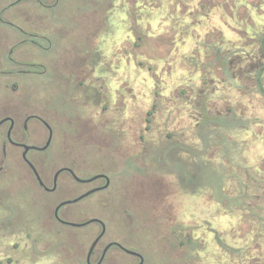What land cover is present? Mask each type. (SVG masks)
<instances>
[{
    "label": "rangeland",
    "instance_id": "1",
    "mask_svg": "<svg viewBox=\"0 0 264 264\" xmlns=\"http://www.w3.org/2000/svg\"><path fill=\"white\" fill-rule=\"evenodd\" d=\"M11 2L0 0V13L17 15L13 24L23 28L46 26L40 42L48 47L27 45L28 58L45 72L15 73L20 94L0 89L6 98L0 112L23 102L48 105L52 142L29 153L46 171L47 185L63 165L78 177H109L106 188L68 206L79 214L70 220L100 217L107 236L141 244L147 264H264V98L254 90L250 66L259 60L264 0ZM4 32L23 36L0 21V70L13 67ZM62 80L70 86L68 99ZM203 96L207 112L240 117L244 127L199 125ZM79 116L86 118L81 124ZM198 162L211 186H219L222 175L225 217L210 206L217 196L206 181L193 184L195 195L186 200L184 185L200 175ZM0 166V264H82L99 226L62 224L52 213L58 200L103 180L78 183L62 171L56 189L44 192L19 153L0 154ZM125 207L134 214L131 224ZM211 217L227 229L224 263L206 240ZM192 231L191 242L178 245ZM155 233L176 252L162 254Z\"/></svg>",
    "mask_w": 264,
    "mask_h": 264
},
{
    "label": "flooded vegetation",
    "instance_id": "2",
    "mask_svg": "<svg viewBox=\"0 0 264 264\" xmlns=\"http://www.w3.org/2000/svg\"><path fill=\"white\" fill-rule=\"evenodd\" d=\"M24 1H26V0H13V2H11L10 4L14 5V6H16V5L18 6L21 2H24ZM35 1L44 5V6H49L44 2V0H35ZM16 19H17V15H12V17L9 18L6 15H4L3 12L0 13V21L12 25V27H13V29H15V31H18V32L23 34V36H20V37L16 36V38H17L16 39V38H11L10 32H4L3 33V40H5L7 45L10 43V48L7 51L6 57L9 59L10 62L13 63V67L0 70V76L2 77V79L0 80V89H2L3 92L8 91L9 93H12L14 96H16V95L19 96L20 89H21V86H20L21 80L16 78V76L14 75L15 73L42 74L45 72V67L43 66V64H41L40 62H37V61L30 60L28 58L29 50L27 49V45H31L33 47H36L37 49L38 48L39 49H46L48 46H47V43L43 44L40 42V38L45 37L44 33H46V26L39 27V26H35L33 24L32 25L29 24L28 28H23L19 25L13 24L14 20H16ZM9 79H10V82H9ZM263 79H264V77H263ZM28 82H30V81L28 80ZM61 84L64 85V89L62 90L61 93L64 97H66V94H69L67 92H69L70 86H69L67 80H65V81L62 80ZM263 87H264V85H263ZM254 90L257 91L256 85H255V80H254ZM3 92L2 91L0 92V102L1 103H2V101L4 102L3 99H6L4 97L2 99V97H1L2 95L4 96ZM8 92H6V93H8ZM66 99H68V98L66 97ZM201 99H202L201 100V120L199 122V125L204 126V125L212 122L210 120L204 119V113L210 114V115H212V114L207 112V110L205 108L204 102H205L206 97L203 96ZM77 107H81V106H77ZM83 112H84V109H83ZM151 112H152L151 110H148L147 114L149 115V114H151ZM228 114H230V113H227L226 115H228ZM52 117H54V116H52V114L49 112L48 105H42L41 103H38V102H35L34 104L23 102L21 104L15 105L14 107L9 108V109L8 108L6 109L4 106L3 111L0 112V154H1L2 158H4L7 155V153H11V154L12 153L13 154L19 153L20 158H21L24 166L27 169V170L25 169L26 172L29 173L33 182L38 186V188L44 192H50V191H54L56 189L57 178L62 171L67 172L68 175L70 176V178L73 181L78 182V183H83V182L91 183L92 181H94L96 179L103 180L102 184H97V185H93V186L88 185L87 186L88 188L85 187L82 190H78V191H75L73 193H70L66 197L58 200L54 206V209H53L52 220H56L57 222H60L62 224H66V225H70V226H74V225H71V223H77L78 225H76V226H80V225H83L85 223H89L88 221H90V219H92V218H98L100 220V221H90V222L96 223L99 226V231L91 240L90 245L93 242V240L99 235L103 226H104V233L98 239V241L96 242V244L93 246V248L91 250H90V245H89L88 249L85 252L84 262L82 261V264H105L106 260H109L107 262L108 264H147L145 253L143 250V246H141V244H139V243H133V245H132V244L128 243L127 241H125V239H123L120 235H113L112 234V235L107 236V229L105 226V222L100 217H96V216L86 217V218L84 217V219H82L81 221L70 220V217H69L70 215H72V216H78L79 215V214H76L75 211H73L72 209L68 208V206L71 203H75L78 200L83 198V197H81V198H77V197H79L80 195H82L83 193H85L91 189H95V190L88 195L94 194L98 190L100 191V190H102L108 186L109 182L106 186H104L106 184V178L105 177H99V178L89 180L94 175H97V174L106 175L105 173H96V174H93L91 176L78 177L75 174L72 167H70L68 165H63V166H60L59 168H57L53 172V174L51 176L50 184L49 185L46 184V182H45L46 171L44 170V168H43L44 171H42L40 168H38V166H36L34 159L32 158V156L29 155V153L31 151H37V152L44 151L50 146V144L52 142L53 130H54L53 122H52L54 119ZM83 117L84 116H81V117L79 116V119H78L79 124H81L84 121V119H86ZM87 118H90V120L93 119V117H91V116L87 117ZM242 120H244V119H242L240 117H236V116L232 117V121H233L234 125L237 126L238 128L244 127ZM146 121H149L148 117H146ZM31 122H34L35 124L31 125ZM220 126H223L224 128L229 127L226 124H223ZM233 126H231V127H233ZM219 130H221V127ZM219 134H220L221 139H223L225 137V135H222L221 133H219ZM204 137H203V141H207ZM11 148H16L17 151L14 153V152H12ZM161 152L163 153V151H161ZM200 153H201V151H200ZM30 163L34 166L36 171H34V169L31 167ZM40 163H41L42 167H44L43 166L44 161L42 160ZM196 165L199 168L198 171H200L199 172L200 175H195V173H194V175H195L194 179L191 180L188 185L187 184L184 185V187H187L189 190L188 192H185V194H184L186 197V200H188V201L191 198L190 195H193V193H194L193 188H192L193 184L197 185V183H199V182H200L199 184H206V182H207V184L210 185V182H208L205 178H203V176L201 174V172L207 170L206 166L204 164H202L201 162L196 163ZM1 168L2 167L0 166V170H1ZM219 175H220V180H222V175L220 173H219ZM107 178L109 179L108 176H107ZM220 180H219V182H220L219 186L216 185L213 187L210 185L212 187V190H214L213 191L214 194L217 197H215L216 200L210 199L209 204H210V206H214V210L222 209V213H220V218H222V217L226 216L225 200L227 199V197L225 196L224 192H222V193L220 192V191H222L221 190L222 184H221ZM180 183H181V181H180ZM222 189H223V187H222ZM218 191L220 194L218 193ZM88 195H86V196H88ZM194 195H195V193H194ZM218 195H220V197H218ZM183 204H186V202L184 201ZM183 204H181V206ZM179 205H180V203H179ZM121 210H122V214H124V216L126 217L128 223L131 224L133 221L132 217L134 215L131 212L132 210H130L126 207L121 209ZM80 216H86V215H80ZM212 220H213V218L211 217V219H209V221H208V224H209V222L211 224L208 226V229L205 230V234H206V238H207L206 240L209 243V246H210L212 252L214 254H218L219 262L224 263L225 261H227L229 259V255L227 253L228 244H227L226 238H225V235L227 233V229L225 228L226 226H223V225H221L220 228L215 227L213 225ZM191 236H193V231L187 233V236H185L184 239L178 240V245H184L185 243L191 242ZM154 237L156 239L160 240L162 254L163 253L168 254L167 252H169V251L176 252L175 247L172 246V244L170 245V244L166 243L162 236L155 233ZM209 238L210 239L212 238L214 240V243H210ZM168 240H169V238H167V241ZM130 251H133V252H130ZM117 253H119L122 256L126 255L129 257V259H125L124 257L117 255ZM160 260L163 264H182L181 261H179L178 259H177L178 261L172 260V261H167V262L164 261L163 259H160Z\"/></svg>",
    "mask_w": 264,
    "mask_h": 264
},
{
    "label": "trees",
    "instance_id": "3",
    "mask_svg": "<svg viewBox=\"0 0 264 264\" xmlns=\"http://www.w3.org/2000/svg\"><path fill=\"white\" fill-rule=\"evenodd\" d=\"M219 51H220V48H217L215 50L217 55H218ZM257 54H259L258 57H257V58H259V60H256V62L253 63L252 65L250 64V66L255 67V75H254L255 85H256L257 91L264 97V87H263L264 34L261 35V37H260L259 48H258ZM221 65H222V68L224 69V71L227 72L228 71V67L226 66L225 62H222ZM204 119L205 120H210V121H217L219 125L226 124L229 127L234 125V123L232 121V117H230L229 115L222 116L220 114H216V115L212 114V115H210V114L204 113ZM218 197H220V195H218Z\"/></svg>",
    "mask_w": 264,
    "mask_h": 264
},
{
    "label": "water",
    "instance_id": "4",
    "mask_svg": "<svg viewBox=\"0 0 264 264\" xmlns=\"http://www.w3.org/2000/svg\"><path fill=\"white\" fill-rule=\"evenodd\" d=\"M30 165H31V167L34 169V171H36L35 170V168H34V166L30 163ZM75 176V175H74ZM76 177V176H75ZM99 177H105L106 178V184L104 185V186H106L107 184H108V182H109V179L107 178V176L106 175H104V174H97V175H94L93 177H91L89 180H92V179H95V178H99ZM77 178V177H76ZM78 179V178H77ZM95 189H91V190H89V191H87V192H85V193H83L82 195H80L79 197H77V198H81V197H84V196H86V195H88V194H90L91 192H93ZM62 204V203H61ZM56 212V211H55ZM90 221H100L98 218H92V219H90ZM90 221H88V222H90ZM71 225H74V226H76V225H78L77 223H71ZM104 233V226H103V228H102V230H101V232L99 233V235L93 240V242L91 243V245H90V250L93 248V246L96 244V242L98 241V239L102 236V234ZM130 252H133V251H130Z\"/></svg>",
    "mask_w": 264,
    "mask_h": 264
}]
</instances>
